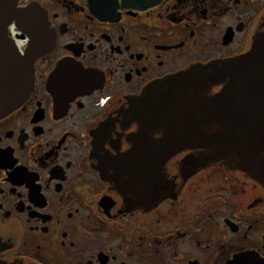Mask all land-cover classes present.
Segmentation results:
<instances>
[{
    "label": "flooded vegetation",
    "instance_id": "1",
    "mask_svg": "<svg viewBox=\"0 0 264 264\" xmlns=\"http://www.w3.org/2000/svg\"><path fill=\"white\" fill-rule=\"evenodd\" d=\"M16 7L44 16L8 28L22 56H39L28 98L0 119V263L264 264V188L243 173L183 167L182 152L156 192L144 158L132 161L135 181L130 170L102 176L98 158L129 153L128 112L148 88L247 54L264 34V0Z\"/></svg>",
    "mask_w": 264,
    "mask_h": 264
},
{
    "label": "water",
    "instance_id": "2",
    "mask_svg": "<svg viewBox=\"0 0 264 264\" xmlns=\"http://www.w3.org/2000/svg\"><path fill=\"white\" fill-rule=\"evenodd\" d=\"M42 16L39 8L20 10L16 0H0V119L28 98L39 56L35 49L22 56L8 28L14 23L22 31L40 24ZM218 86L220 90L212 94ZM128 113L138 125L131 149L115 164L98 157L102 176L110 168L130 170L135 181L132 170L137 164L132 161L144 158L157 192L166 183L163 166L183 152L191 153L183 159V167L223 164L264 188V34L244 56L194 68L148 88ZM153 134H160V139L154 140ZM115 176L117 183L120 179Z\"/></svg>",
    "mask_w": 264,
    "mask_h": 264
}]
</instances>
